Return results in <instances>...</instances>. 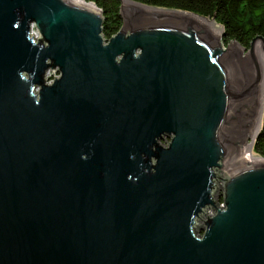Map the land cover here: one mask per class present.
Segmentation results:
<instances>
[{"label":"water","instance_id":"1","mask_svg":"<svg viewBox=\"0 0 264 264\" xmlns=\"http://www.w3.org/2000/svg\"><path fill=\"white\" fill-rule=\"evenodd\" d=\"M120 1L0 0V264H264V38Z\"/></svg>","mask_w":264,"mask_h":264},{"label":"trees","instance_id":"2","mask_svg":"<svg viewBox=\"0 0 264 264\" xmlns=\"http://www.w3.org/2000/svg\"><path fill=\"white\" fill-rule=\"evenodd\" d=\"M96 4L104 15L103 36L109 40L122 26L120 0H85ZM145 5L181 10L214 19L223 28L224 44L237 41L249 49L254 39L264 38V0H133ZM254 154L264 158V113L262 129L253 145ZM223 202V198L219 199ZM203 233V232H202Z\"/></svg>","mask_w":264,"mask_h":264},{"label":"bare ground","instance_id":"3","mask_svg":"<svg viewBox=\"0 0 264 264\" xmlns=\"http://www.w3.org/2000/svg\"><path fill=\"white\" fill-rule=\"evenodd\" d=\"M203 21V20H202ZM206 24H208L212 29H214L218 33V37L221 36L222 33V28L219 27L217 24L209 22V21H204ZM33 31L35 29L33 28ZM35 34V33H33ZM50 80V79H47ZM263 83H264V70L262 71V82L260 86V92H259V100H258V107H257V113H256V120H255V126H254V132L251 140H253L262 124V117H263V99H264V90H263ZM260 158L254 154L253 151V141H250L249 144V160H259Z\"/></svg>","mask_w":264,"mask_h":264},{"label":"rangeland","instance_id":"4","mask_svg":"<svg viewBox=\"0 0 264 264\" xmlns=\"http://www.w3.org/2000/svg\"><path fill=\"white\" fill-rule=\"evenodd\" d=\"M220 27V26H219ZM35 32L37 33V30L35 29ZM38 36V35H37ZM226 45V44H225ZM50 74H51V78H50V80L51 81H46V83L47 84H51L52 82H54V78L56 77V78H59L60 77V74L59 73H56V72H53V71H51L50 72ZM166 138V140H168V137H165ZM160 143L163 145V146H166L167 144V142H165L164 140H161L160 141ZM215 197H217V193L215 192ZM219 204H221V201L220 202H218V204H217V206H219ZM221 206H223V204H221ZM201 236H202V234H199V237L201 238Z\"/></svg>","mask_w":264,"mask_h":264},{"label":"built area","instance_id":"5","mask_svg":"<svg viewBox=\"0 0 264 264\" xmlns=\"http://www.w3.org/2000/svg\"><path fill=\"white\" fill-rule=\"evenodd\" d=\"M34 33H36L35 31H33ZM53 71V72H56V73H59L57 70L53 69V70H49L46 74V81H51V80H47V79H50L51 78V74L50 72ZM60 74V73H59ZM56 79V77L54 78Z\"/></svg>","mask_w":264,"mask_h":264}]
</instances>
